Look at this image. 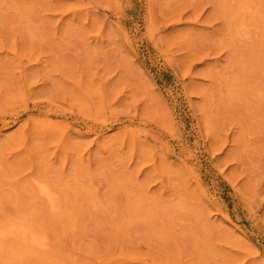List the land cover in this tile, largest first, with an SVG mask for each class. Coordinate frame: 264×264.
<instances>
[{
    "label": "rangeland",
    "instance_id": "obj_1",
    "mask_svg": "<svg viewBox=\"0 0 264 264\" xmlns=\"http://www.w3.org/2000/svg\"><path fill=\"white\" fill-rule=\"evenodd\" d=\"M19 221L0 264H264V0H0Z\"/></svg>",
    "mask_w": 264,
    "mask_h": 264
},
{
    "label": "bare ground",
    "instance_id": "obj_2",
    "mask_svg": "<svg viewBox=\"0 0 264 264\" xmlns=\"http://www.w3.org/2000/svg\"><path fill=\"white\" fill-rule=\"evenodd\" d=\"M246 4V2H245ZM247 5V4H246ZM242 6H244L242 4ZM248 6H245L243 8L247 9ZM245 11V10H244ZM242 12V11H241ZM242 27V26H241ZM12 117V116H11ZM38 179V178H37ZM39 180H42V179H39ZM46 180V179H45ZM47 181V180H46ZM33 184V183H32ZM36 186V185H35ZM34 187V186H33ZM39 188V192L40 194L42 195V198L45 200V198H47L51 204H53V201H54V194L56 193L54 191V194L51 192V190L45 186V185H39L37 186ZM50 187V186H49ZM53 187V186H52ZM56 187V186H55ZM51 188V187H50ZM53 189V188H52ZM38 192V191H36ZM54 195V196H53ZM40 196V195H39ZM45 197V198H44ZM41 198V197H40ZM59 201V200H58ZM57 201V202H58ZM57 206V205H56ZM58 207V206H57ZM52 209H54L52 207ZM55 210V209H54ZM21 221H19V223H15V222H11V223H8V225H5V227H2L0 228V242L5 239L6 237H14L15 238H18L20 239V241H24L26 243H30L31 245H37V246H40L41 247H44V245L46 244L44 239L40 236V235H37L35 234L36 230H34L35 232H33L31 229H29L30 227H26V226H23L22 224H20ZM4 226V225H3ZM33 229V227H31ZM41 234V233H40ZM43 234V233H42ZM5 237V238H4ZM6 238V239H7ZM16 240L17 242H19V240ZM4 241V240H3ZM14 241V240H13ZM3 244V243H2ZM24 245V244H23ZM26 246V245H25ZM30 245L28 244V247ZM32 247V246H31ZM30 247V248H31ZM34 247V246H33ZM32 247V248H33ZM36 248V247H34ZM37 249V248H36ZM42 249V248H41Z\"/></svg>",
    "mask_w": 264,
    "mask_h": 264
}]
</instances>
